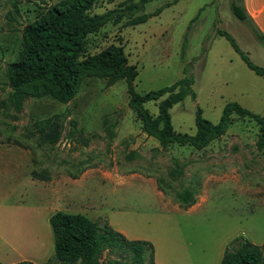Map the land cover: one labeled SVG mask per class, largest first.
Wrapping results in <instances>:
<instances>
[{
	"label": "rangeland",
	"instance_id": "1",
	"mask_svg": "<svg viewBox=\"0 0 264 264\" xmlns=\"http://www.w3.org/2000/svg\"><path fill=\"white\" fill-rule=\"evenodd\" d=\"M56 1L0 0V147L5 158V172L0 171V234L16 245L13 250L0 245V263L33 261L41 251L35 229L50 228L40 212L27 207L31 169L47 168L49 175L74 177L93 168L95 173L78 188L95 206V213L117 219L118 226L145 231L166 203L156 201L139 180L148 177L173 201L182 189L194 195L188 213H175L169 202L166 221L159 225L182 228L181 239L195 242L197 253L199 245L214 255L235 237L247 239L260 245L264 264V146L253 118L231 113L219 137L187 153L181 147L192 146L171 143L162 148L142 131L127 105L123 79L106 85L104 78L85 75L75 96L65 103L27 96L16 109L7 101L6 63L18 56L21 28ZM120 1L95 0L89 12L102 13ZM157 8L160 11L154 14ZM141 13L148 15L144 22L122 26L123 18L88 35L86 52L120 45L127 62L136 68L133 88L139 94L168 86L189 71L195 97L187 95L169 108L174 131L194 133L196 108L216 123L230 101L259 115L264 124V78L216 33L228 32L252 63H264L252 25L233 16L230 0H148L136 14ZM156 103L150 100L143 107L154 115ZM50 116L60 125V136L56 143L45 144L31 124ZM105 176L114 178L113 184L106 183ZM117 256L103 253L100 262Z\"/></svg>",
	"mask_w": 264,
	"mask_h": 264
},
{
	"label": "trees",
	"instance_id": "2",
	"mask_svg": "<svg viewBox=\"0 0 264 264\" xmlns=\"http://www.w3.org/2000/svg\"><path fill=\"white\" fill-rule=\"evenodd\" d=\"M146 1L148 0H122L116 7L102 13L89 12L95 0H58L44 8L32 21L22 26V45L18 56L6 63V85L10 89L7 101L16 109L20 108L27 96H48L65 103L75 96L85 75L104 78L106 85L123 79L126 83L128 107L139 120L142 131L155 138L162 148L171 143L188 144L195 149L206 146L224 132L231 113L257 121L258 140L264 146L262 118L234 101L223 105L216 123L203 118L200 109L196 108L194 133L189 135L174 131L170 123L169 108L187 95L192 99L195 97L189 71L184 70V76L168 86L139 94L133 88L136 68L127 62L120 45L110 44L92 54L86 52V37L97 32L105 23H118L123 18L125 20L122 26L144 22L148 15L136 13L143 9ZM230 9L235 18L252 25L240 0H230ZM159 11L160 8H157L153 13L157 14ZM252 27L256 37L262 40V36L253 25ZM216 33L225 37L250 70L264 78V67L252 63L228 32ZM150 100H157L154 115L143 107ZM54 117L37 119L31 124L45 144L56 143L60 136V125ZM30 174L40 180L49 178L45 168L32 169ZM177 197L185 205L193 203V194L188 189H182ZM47 221L53 235V251L43 264H101L103 253L107 257L110 254L119 255L116 260L107 259L105 264H155L150 242L128 239L105 220L93 221L80 213L56 210L48 216ZM262 263L260 245L235 237L224 247L218 264ZM5 264L34 263L20 260Z\"/></svg>",
	"mask_w": 264,
	"mask_h": 264
},
{
	"label": "crops",
	"instance_id": "3",
	"mask_svg": "<svg viewBox=\"0 0 264 264\" xmlns=\"http://www.w3.org/2000/svg\"><path fill=\"white\" fill-rule=\"evenodd\" d=\"M240 4L244 12L249 17L254 28L262 36V40L258 39L257 37L256 39L262 47L264 53V0H240ZM254 64L264 67V63L261 64L258 62ZM202 148H205V146ZM181 149H184L185 151L187 150L186 152L189 153L191 152V149L195 148L183 146L181 147ZM25 159L28 163H31L29 157H26ZM4 160L5 158L3 155V148L0 147L1 174H4L5 172L3 166L5 163ZM95 171L96 169L93 168L86 169L85 171H82L80 175L74 177L59 173L55 176L49 175V178L47 180H37V178H33L31 176L33 179L30 180L26 193L28 195V200L30 203L27 207L29 209L31 208V210L35 212H40V215L43 220H47L48 216L56 210H61L67 213H80L87 216L93 221H95L96 218L100 217L102 220H105L114 230L123 234L124 237L128 239H142L150 242L153 247V261L155 264L219 263L223 251H217L214 255L211 252L206 254L205 246L199 245V252L197 253L195 251V242L186 240L184 241L181 239L182 228H173L166 227L164 225H159V222L164 223L166 221V217L164 216L166 214V211L164 209H166V206L169 205V202H171V210L175 213H188L193 207L194 203L185 205L178 200V197L176 201H173L171 194L160 190L157 187L155 180H152L151 178L139 176V180L142 183L147 184V186L152 190L153 193L151 196L158 202L166 203H162L159 206L161 211L154 215L150 219V221H148L149 225H151L150 228H146L145 231H143L144 229L141 231L137 230L136 228H122L117 225L120 224L117 219H110V217L106 214L99 215L98 213H95V206L92 203L88 202V197L84 196L83 192L78 188L81 184L86 181L85 177L88 178L90 175H93ZM104 174L106 175V173ZM104 179L106 183L112 182L113 184L114 178L105 176ZM89 183L91 185L94 183L98 184L93 180H89ZM111 209L114 210L115 207L111 206ZM35 230H37L36 232L40 235L41 238L39 242H36L39 250L41 251L39 255H37L36 257L34 256V258L32 257L33 261H29L33 262L34 264H43L52 254L53 235L50 228H37ZM0 241L2 243L0 245H3L6 250H13L15 248L14 246H16L14 245V243H11L10 240H8L6 237H3L1 234Z\"/></svg>",
	"mask_w": 264,
	"mask_h": 264
}]
</instances>
